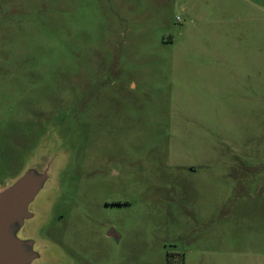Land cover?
<instances>
[{"label":"rangeland","instance_id":"obj_1","mask_svg":"<svg viewBox=\"0 0 264 264\" xmlns=\"http://www.w3.org/2000/svg\"><path fill=\"white\" fill-rule=\"evenodd\" d=\"M40 155L37 264H264V0H0V191Z\"/></svg>","mask_w":264,"mask_h":264},{"label":"water","instance_id":"obj_2","mask_svg":"<svg viewBox=\"0 0 264 264\" xmlns=\"http://www.w3.org/2000/svg\"><path fill=\"white\" fill-rule=\"evenodd\" d=\"M53 163L50 156H38L20 177L0 191V264H37L49 250L24 229L27 222L37 218L33 203L54 181Z\"/></svg>","mask_w":264,"mask_h":264},{"label":"flooded vegetation","instance_id":"obj_3","mask_svg":"<svg viewBox=\"0 0 264 264\" xmlns=\"http://www.w3.org/2000/svg\"><path fill=\"white\" fill-rule=\"evenodd\" d=\"M113 204H118L117 202H114ZM114 230L115 234H113L114 232H112L111 230ZM108 235L114 237L115 239H120V235L116 232V230L114 228H110V230L108 231Z\"/></svg>","mask_w":264,"mask_h":264}]
</instances>
